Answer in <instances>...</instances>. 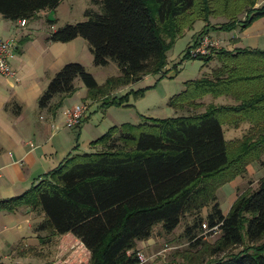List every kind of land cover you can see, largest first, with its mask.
I'll return each instance as SVG.
<instances>
[{
    "label": "trees",
    "instance_id": "trees-1",
    "mask_svg": "<svg viewBox=\"0 0 264 264\" xmlns=\"http://www.w3.org/2000/svg\"><path fill=\"white\" fill-rule=\"evenodd\" d=\"M59 1L0 0V16L30 20ZM91 1L101 4L102 13L85 9L87 19L57 26L46 39H84L92 64L115 62L124 84L160 71L166 64L165 51L197 19L224 14L227 20L212 29L225 31L244 28L264 16V3L254 6L255 0ZM241 12L243 17L237 18ZM207 32L206 28L197 32L183 57L214 59V67L209 74L186 81L183 90L169 99L174 108L191 107V114L109 127L88 143L89 151L77 152L75 145L27 189L0 199V210L27 207L42 215L35 232L72 234L88 251L82 264H137L135 241L149 237L158 222L163 232H171L185 215L190 220L183 235L190 243L205 236H198L201 223L217 225L212 254L241 244L244 229L250 244L210 264H264V245L252 244L264 235V175L254 189L237 195L226 213L215 195L219 185L243 176L248 164L264 165V48H210L205 54L189 55L188 49ZM74 78L87 90L98 91L83 65L67 62L50 78L37 107L55 111L73 91ZM206 94L229 96L233 103H209L202 111H193L203 105L199 100ZM102 103L118 102L112 98ZM8 107L15 113L19 109L13 101L5 104ZM241 122L246 123L241 138L225 141L222 124L237 128Z\"/></svg>",
    "mask_w": 264,
    "mask_h": 264
},
{
    "label": "rangeland",
    "instance_id": "rangeland-1",
    "mask_svg": "<svg viewBox=\"0 0 264 264\" xmlns=\"http://www.w3.org/2000/svg\"><path fill=\"white\" fill-rule=\"evenodd\" d=\"M262 3L264 0H255L254 6ZM61 4L57 11L51 12L49 15L57 26L87 19L83 15L85 9L102 13L101 4L93 3L91 0H63ZM243 13H239L237 18H242ZM35 17L36 15L28 21H32ZM226 20L224 14H208L205 20H195L191 27L183 29L165 51V66L158 72H148L142 75L132 83L121 82V71L111 60H108L105 65H94L91 62L89 66H84L85 70L93 76L98 91L87 90L79 78H74V89L66 96L69 103H84L86 105L83 135L90 133V137L94 139L109 127L119 126L122 123L137 124L145 118L163 119L191 114V107L174 108L169 105V99L183 90L186 81L209 74L216 62L214 59L205 62L202 58L183 57L185 48L193 43L195 35L202 28L208 29L207 38L215 43V45L206 46L208 51L210 48H230L231 38L228 36H235L236 31L212 29V26H218ZM112 98L118 103H102ZM199 102L203 105L193 111L200 112L203 110V106L209 103L231 104L233 100L229 96L206 94L201 97ZM187 109L191 111L187 112ZM245 125V122H241L239 128L233 129V127L222 124L224 140L241 138L244 134L241 128ZM77 149L79 152L89 151L82 145L77 146ZM251 165L253 172L246 171L243 176L224 182L215 190L218 206L223 213H226L237 195L247 193L256 187V181L263 175L264 168L260 167L257 162L251 163ZM201 211L204 214L206 209L203 208ZM189 220V215L183 216L179 224L169 233L161 230L160 222L155 223L149 237L136 240L134 246L137 250L145 255L154 253L144 264H167L168 262L210 264L212 260L225 257L228 253L240 251L250 244L243 229L241 244L230 246L224 252L209 253V249L216 244L218 232L205 234L203 238L199 237L198 241L196 243L193 241V245H191V241L183 235L184 226ZM40 234L39 247L17 249L10 253V260H15L19 264H82L87 261L88 256L85 255L82 247H79L78 242L75 245L69 244L66 240L54 239L56 236L50 235L47 231ZM148 238L153 242L151 249H149ZM252 244L253 246L264 245V235Z\"/></svg>",
    "mask_w": 264,
    "mask_h": 264
},
{
    "label": "crops",
    "instance_id": "crops-1",
    "mask_svg": "<svg viewBox=\"0 0 264 264\" xmlns=\"http://www.w3.org/2000/svg\"><path fill=\"white\" fill-rule=\"evenodd\" d=\"M62 2L60 0L54 9L38 11L36 17L30 22L25 20L23 26L18 24L22 18L12 21L0 16V39L12 38L15 42L9 64L16 75V79L0 75V199L21 193L67 157L75 145L89 149L88 143L92 140L90 133L83 135V121L76 128L64 127L61 110L72 105L66 97L55 111L37 107L38 96L63 64L77 62L89 66L92 61L88 45L80 37L66 42L46 39L57 27L55 21L48 22L53 20L49 15L57 11ZM232 30L237 34L228 36L231 47L227 49L264 48V16L244 28L236 26ZM11 101L19 106L17 113L11 107L4 108ZM245 127L241 128L243 133ZM246 171L253 172L251 164L246 166ZM41 219V214L27 207L0 210V261H9L10 253L17 249L40 246L41 232H35L33 227ZM58 238L69 244L78 242L88 256V251L72 234L54 237ZM151 241L148 240L149 249Z\"/></svg>",
    "mask_w": 264,
    "mask_h": 264
},
{
    "label": "built area",
    "instance_id": "built-area-1",
    "mask_svg": "<svg viewBox=\"0 0 264 264\" xmlns=\"http://www.w3.org/2000/svg\"><path fill=\"white\" fill-rule=\"evenodd\" d=\"M24 22L25 20L21 19L18 21V24L20 26H23ZM212 44L215 45V43L211 42L207 38V35H205L201 38V40H199L197 45L191 46L188 49L189 55L193 56L196 54H205L208 52L206 46ZM14 46H15V42L12 38L0 39V75L8 76L16 79L15 71L11 68L9 64V59L12 56ZM85 111H86V105L84 103L64 106L61 110L64 127L70 129L78 127L85 117L84 116ZM200 227H201V232L198 234V236H202L208 233L214 234L218 232L217 225L210 227L203 222L201 223ZM136 256L138 259L137 264H141V263H145L148 260V258H150L152 255L147 256L143 252L137 250ZM0 264H19V263L16 261L9 260V261H0ZM167 264H179V263L168 262Z\"/></svg>",
    "mask_w": 264,
    "mask_h": 264
}]
</instances>
